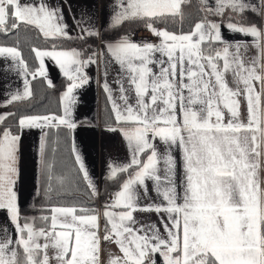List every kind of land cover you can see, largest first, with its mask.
Returning <instances> with one entry per match:
<instances>
[{
  "label": "snow or ice",
  "instance_id": "snow-or-ice-1",
  "mask_svg": "<svg viewBox=\"0 0 264 264\" xmlns=\"http://www.w3.org/2000/svg\"><path fill=\"white\" fill-rule=\"evenodd\" d=\"M191 2L114 0L107 28L142 22L159 42H137L123 33L99 50L84 46L101 39L84 14L73 17L78 28L73 35L63 6L53 0H0V34H18L26 24L52 40L49 49L31 48L38 60L34 68L18 46L0 45V58L11 61L4 71L23 78V89L7 92L0 107L32 98L31 81L37 78L54 87L45 58L67 80L61 114H24L11 124L6 121L16 113H0V212L7 219L0 224V264H102V242L115 243L121 253L109 252L108 264H157V255L161 264H264V0H198L201 18L188 32L157 26L169 17L182 24V5ZM248 12L261 22L250 21ZM225 32L251 41L228 39ZM65 40L81 43L65 48L60 43ZM250 47L257 55L246 61ZM101 56L102 87L116 125L107 130L121 132L130 151L129 162L107 165L106 179L119 189L102 211L84 203L47 205L39 216H23L18 189L23 133L40 130V178L42 185L47 181L44 194L50 199L55 162L49 159L54 149L48 130L63 126L71 136L78 127L77 90L90 82L86 69L99 67ZM112 63L120 69L118 96L107 79ZM72 152L91 197H98L74 141ZM56 179L63 186L67 177ZM148 181L159 203H141V188L151 199ZM137 212H155L159 223H140Z\"/></svg>",
  "mask_w": 264,
  "mask_h": 264
},
{
  "label": "crops",
  "instance_id": "crops-1",
  "mask_svg": "<svg viewBox=\"0 0 264 264\" xmlns=\"http://www.w3.org/2000/svg\"><path fill=\"white\" fill-rule=\"evenodd\" d=\"M198 2V0H192V2ZM54 3L61 4L63 6L64 16L66 22L69 25V31L76 35L78 33V28L75 25L73 17L77 19L84 14L86 17L91 19V23L100 30L101 39H98L97 47L95 49H104V41L111 40L112 38H104L103 34L110 33L114 30L107 28V23L110 15L112 14L111 5L114 0H53ZM253 3L256 0H252ZM68 5H71L69 7ZM189 5H182L183 11ZM250 21L260 23V18L251 12L246 13ZM138 22L125 23V25H132ZM120 27V28H121ZM36 29V28H35ZM38 31V29H36ZM39 32V31H38ZM41 36L42 34L39 33ZM130 34V33H128ZM149 35V33H146ZM224 35L228 39H244L251 41V37H241L239 35L233 37L229 33L225 32ZM43 37V36H42ZM50 40V39H49ZM67 41V40H65ZM78 41V40H77ZM75 42V41H69ZM150 42L158 43L159 38L152 35ZM71 48V47H65ZM49 49V48H44ZM92 49V48H91ZM43 50V49H42ZM34 54V53H33ZM257 55V50L254 47H250L245 54V60L249 61L252 57ZM35 56V54H34ZM36 59V58H35ZM37 65L38 60L36 59ZM11 61H6L0 58V102L5 101L8 97L6 95L9 91H14L16 89H23V78L17 75L15 72H6L4 68L6 64H10ZM45 65L47 67L48 75L53 81L54 87L58 88L62 85L56 98H58L59 108L54 111L56 114H61L62 105L60 101V96L66 88L67 80L62 76L57 66L54 62L45 58ZM89 75L90 82L83 88L77 90L78 102L75 107L74 118L76 121L80 122L75 131L69 135L67 129L61 126L59 129H49V140L50 149H54L49 152V159L54 160V172L53 177L59 175L65 176L64 171H70V174L79 175V179L87 188L86 182L82 178V174L78 172V166L75 163L74 156L72 152V143L74 141L76 148L79 153L83 156L86 167L89 171L90 176L94 179L97 188L99 189V196L95 197L97 203V209L103 210V206L100 207L99 203H106L112 197V194L119 189V184L106 179L107 175V165L110 162L114 163H127L130 160V151L127 146L126 140L122 133L119 131L112 132L108 131L107 128L111 126H116L113 118V113L111 111V105L107 100L106 93L102 87L104 83V57L101 56L99 67L90 66L86 69ZM120 72L119 66L112 63L108 66V83L114 90V95L118 96L117 84L115 80L117 79V73ZM43 84L47 86L44 78ZM231 83V76L228 77ZM33 81H31V88L33 91ZM99 81V83H97ZM10 85V87H8ZM127 87V83H125ZM50 88V87H49ZM29 100V99H28ZM27 101V100H26ZM134 102V100H133ZM8 107H0V113L7 112ZM51 113V112H50ZM242 119L247 120L246 105L242 102L241 105ZM45 114V113H44ZM15 131V128L13 129ZM41 133L38 129L26 130L23 133L20 146V180L18 184L19 189V203L21 206V212L31 210L35 207L36 200L39 195H36L38 189L44 192L47 188V181L41 184L40 169L38 163V144L39 137ZM158 146L163 151V145L157 140ZM177 158L179 159V153H177ZM56 174V175H55ZM264 175V173H262ZM72 176V175H71ZM121 175V179H123ZM73 180L69 182L72 185ZM112 184L115 185L113 189L110 190ZM148 184V195L151 199L144 197L143 189L141 188V203L149 204L153 201L159 203V197L153 190V184L151 181ZM55 185L54 178L52 180V186ZM88 189V188H87ZM89 191V189H88ZM90 192V191H89ZM104 196V198H102ZM136 219L140 223L155 222L159 223L158 214L155 212H137L134 214ZM163 215V214H161ZM7 223L5 213L0 212V224ZM101 234H103L104 219L101 218ZM9 228L11 225L9 224ZM163 232V228H161ZM103 253L101 256L102 264H108L109 252L116 255H120L118 246L115 243L102 242ZM157 264H161L162 258L157 255Z\"/></svg>",
  "mask_w": 264,
  "mask_h": 264
},
{
  "label": "trees",
  "instance_id": "trees-1",
  "mask_svg": "<svg viewBox=\"0 0 264 264\" xmlns=\"http://www.w3.org/2000/svg\"><path fill=\"white\" fill-rule=\"evenodd\" d=\"M184 13L185 16L182 24L179 19L173 21L172 18L169 17L166 23H160L158 25H162L164 26V28L167 27L168 30L174 32H179L181 30H183L184 32H188L192 25L201 18L198 2H191V4L184 10ZM246 16L248 15L246 14ZM142 26V22H138L132 25L128 24L115 31L103 34L102 37L113 39L118 34L130 33ZM60 43H62L64 47H79L81 42L62 41ZM97 43L98 39L91 38L84 46H90L92 49H95L97 47ZM51 44L52 40H46L34 27L26 24H21L20 28L18 29V34H0V45L18 46L22 51L24 59L29 63V66L31 68L37 66V62L33 52L31 51V48H50ZM61 88H63L62 85L59 86V89L46 87L43 84V80L41 78L35 79L33 81V97L27 101L18 102L11 107H8L7 112H15L16 116L9 118L6 123L15 124L17 118L24 114H44L50 112L54 113V111L59 108L58 98H56V94ZM64 173V177H67L64 185L61 186L56 179L57 177L62 175L58 174L57 176H55V185L52 186V191L49 193L50 199L47 198L42 191L41 194H39L38 199L36 200L35 207L31 210H24V212H21L23 216H39L41 214V212L39 211L41 207L47 205H71L84 203L95 208L97 207L98 201H96L95 198L91 197L90 192L88 191L84 183L81 182V179H79V175L75 174L74 176L73 174H71L72 176H69L70 171L68 170H65ZM71 180H73V187L69 184ZM112 182L113 181H110V183ZM114 187L115 185L112 184L110 190ZM102 198H104V196Z\"/></svg>",
  "mask_w": 264,
  "mask_h": 264
},
{
  "label": "built area",
  "instance_id": "built-area-1",
  "mask_svg": "<svg viewBox=\"0 0 264 264\" xmlns=\"http://www.w3.org/2000/svg\"><path fill=\"white\" fill-rule=\"evenodd\" d=\"M143 34V35H142ZM146 33H130V35L132 36V39L133 40H135V41H137V42H139V41H142V40H144V39H147L148 41H150L151 40V36H149V35H145ZM107 202H110V200L109 201H107ZM104 204L105 203H99V206L100 207H102V206H104Z\"/></svg>",
  "mask_w": 264,
  "mask_h": 264
},
{
  "label": "rangeland",
  "instance_id": "rangeland-1",
  "mask_svg": "<svg viewBox=\"0 0 264 264\" xmlns=\"http://www.w3.org/2000/svg\"><path fill=\"white\" fill-rule=\"evenodd\" d=\"M157 26L160 27V28H164V26H162V25H157ZM130 33H149V36L153 35L150 31L145 29L144 25L142 27H140V28H137L135 31L130 32ZM72 187H73V185H72Z\"/></svg>",
  "mask_w": 264,
  "mask_h": 264
}]
</instances>
